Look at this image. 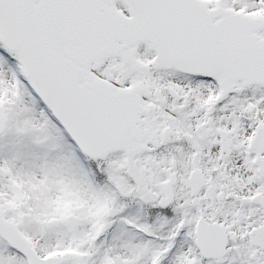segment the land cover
Instances as JSON below:
<instances>
[{"label":"snow or ice","instance_id":"6c2138e0","mask_svg":"<svg viewBox=\"0 0 264 264\" xmlns=\"http://www.w3.org/2000/svg\"><path fill=\"white\" fill-rule=\"evenodd\" d=\"M0 264H264V0H0Z\"/></svg>","mask_w":264,"mask_h":264}]
</instances>
